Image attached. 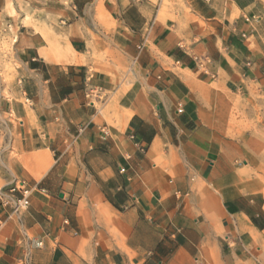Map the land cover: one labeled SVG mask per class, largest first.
I'll use <instances>...</instances> for the list:
<instances>
[{
    "label": "crops",
    "instance_id": "crops-1",
    "mask_svg": "<svg viewBox=\"0 0 264 264\" xmlns=\"http://www.w3.org/2000/svg\"><path fill=\"white\" fill-rule=\"evenodd\" d=\"M183 1L69 0L21 35L0 264H264V20Z\"/></svg>",
    "mask_w": 264,
    "mask_h": 264
},
{
    "label": "rangeland",
    "instance_id": "rangeland-1",
    "mask_svg": "<svg viewBox=\"0 0 264 264\" xmlns=\"http://www.w3.org/2000/svg\"><path fill=\"white\" fill-rule=\"evenodd\" d=\"M69 0H0V95H7V89L15 85L20 75L16 54L20 50L21 35L29 31L38 32L39 20L55 17ZM83 1V0H82ZM163 11L167 8H183V0H153ZM258 15L264 20V0H256ZM61 2L63 4H61ZM65 3V4H64ZM98 17L102 11H97ZM78 16H82L80 12ZM20 69V68H19ZM263 262V259H260Z\"/></svg>",
    "mask_w": 264,
    "mask_h": 264
},
{
    "label": "built area",
    "instance_id": "built-area-1",
    "mask_svg": "<svg viewBox=\"0 0 264 264\" xmlns=\"http://www.w3.org/2000/svg\"><path fill=\"white\" fill-rule=\"evenodd\" d=\"M30 190L22 181H14L4 191H0V205L10 206L11 213L17 217L21 216L29 206ZM39 246L38 243L35 244Z\"/></svg>",
    "mask_w": 264,
    "mask_h": 264
},
{
    "label": "bare ground",
    "instance_id": "bare-ground-1",
    "mask_svg": "<svg viewBox=\"0 0 264 264\" xmlns=\"http://www.w3.org/2000/svg\"><path fill=\"white\" fill-rule=\"evenodd\" d=\"M46 39V38H45Z\"/></svg>",
    "mask_w": 264,
    "mask_h": 264
}]
</instances>
